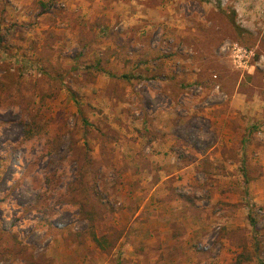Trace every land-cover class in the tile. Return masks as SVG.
<instances>
[{"label": "rangeland", "instance_id": "374dc122", "mask_svg": "<svg viewBox=\"0 0 264 264\" xmlns=\"http://www.w3.org/2000/svg\"><path fill=\"white\" fill-rule=\"evenodd\" d=\"M225 41L264 57V0H0V264H132L109 200L142 180L144 123L185 117L244 160L189 172L190 235L157 264H264V60L239 70Z\"/></svg>", "mask_w": 264, "mask_h": 264}, {"label": "crops", "instance_id": "0c3cea01", "mask_svg": "<svg viewBox=\"0 0 264 264\" xmlns=\"http://www.w3.org/2000/svg\"><path fill=\"white\" fill-rule=\"evenodd\" d=\"M227 106L230 109L251 107L246 101L235 100H231ZM202 107L197 109L200 112L203 109V114L209 119L218 118L215 112L210 115L207 113L208 108L204 105ZM193 111L194 109L191 114ZM190 119L179 118L174 123L172 121L169 127L160 125L161 129L155 128V132L150 130L152 123L145 122L143 158L147 166L142 169V180L133 192L128 195H113L109 200L112 210L111 225L120 229L114 251H123L124 255L132 259V264H157L165 245L176 239L186 241L189 237L187 230L190 228L185 214L182 213L186 201L174 194L178 186L192 183L188 177L189 172L202 171L204 163H209L213 171L219 168L226 171L236 170L243 163V151L238 146H232L233 134L226 129L211 131L210 134L216 140L206 147L192 143V136L189 134H185V137L179 136L175 130L179 127L190 128ZM175 225L176 228L184 227L187 233L181 235L180 232H175Z\"/></svg>", "mask_w": 264, "mask_h": 264}, {"label": "built area", "instance_id": "2783aa9c", "mask_svg": "<svg viewBox=\"0 0 264 264\" xmlns=\"http://www.w3.org/2000/svg\"><path fill=\"white\" fill-rule=\"evenodd\" d=\"M219 52L228 56L232 64L242 71L259 68L264 60L262 55L256 56V51L253 48L244 47L237 42H223L219 47ZM218 88L219 86H216V90ZM201 90V86L192 88V91L200 92Z\"/></svg>", "mask_w": 264, "mask_h": 264}, {"label": "trees", "instance_id": "16d2710c", "mask_svg": "<svg viewBox=\"0 0 264 264\" xmlns=\"http://www.w3.org/2000/svg\"><path fill=\"white\" fill-rule=\"evenodd\" d=\"M251 224L253 226H255V222H252ZM92 239L94 240L95 243H97L98 245H100L99 237L95 233H92Z\"/></svg>", "mask_w": 264, "mask_h": 264}]
</instances>
